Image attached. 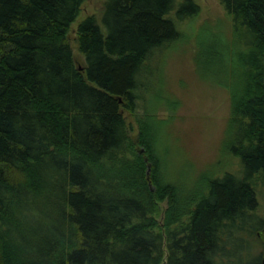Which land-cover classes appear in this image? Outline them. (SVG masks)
<instances>
[{
    "label": "trees",
    "instance_id": "1",
    "mask_svg": "<svg viewBox=\"0 0 264 264\" xmlns=\"http://www.w3.org/2000/svg\"><path fill=\"white\" fill-rule=\"evenodd\" d=\"M219 1L237 53L216 42L210 58L231 92L239 165L182 206L150 128L131 138L125 112L200 6L106 0L78 27L80 70L69 33L85 0H0V264H263L264 0Z\"/></svg>",
    "mask_w": 264,
    "mask_h": 264
},
{
    "label": "rangeland",
    "instance_id": "2",
    "mask_svg": "<svg viewBox=\"0 0 264 264\" xmlns=\"http://www.w3.org/2000/svg\"><path fill=\"white\" fill-rule=\"evenodd\" d=\"M105 1L85 0L70 30L69 39L80 70L85 67V58L79 51L78 27L87 17L100 18ZM194 2L200 6V13L186 24L178 21L181 40L171 44L158 62L145 68L138 92L144 100L139 101L134 115L125 112L134 128L131 138L139 137L143 125L150 128V149L161 164L163 182L174 189L182 206L191 193L203 190L204 179L237 170L239 165L226 145L232 143L231 92L227 84H222L227 79L225 73L210 58L216 42L222 44V52L227 44L232 55L237 53V46H231L238 44L232 20L219 0ZM235 66L236 61L234 72ZM136 147L143 151L142 145ZM260 193L258 210L264 217V192ZM160 207L163 226L169 204L164 201ZM255 252L262 254L263 248Z\"/></svg>",
    "mask_w": 264,
    "mask_h": 264
},
{
    "label": "water",
    "instance_id": "3",
    "mask_svg": "<svg viewBox=\"0 0 264 264\" xmlns=\"http://www.w3.org/2000/svg\"><path fill=\"white\" fill-rule=\"evenodd\" d=\"M259 236L261 237V239L264 242V229L259 233ZM263 264H264V257H263Z\"/></svg>",
    "mask_w": 264,
    "mask_h": 264
}]
</instances>
